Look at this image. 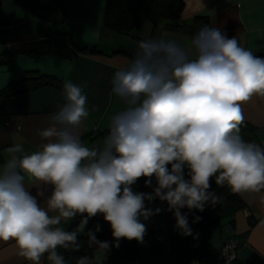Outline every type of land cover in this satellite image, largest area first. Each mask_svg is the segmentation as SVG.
I'll return each mask as SVG.
<instances>
[{"label":"clouds","instance_id":"clouds-1","mask_svg":"<svg viewBox=\"0 0 264 264\" xmlns=\"http://www.w3.org/2000/svg\"><path fill=\"white\" fill-rule=\"evenodd\" d=\"M111 84L124 108L111 115L102 143L89 147L82 142L78 128L89 117L87 96L66 79L65 102L39 131L46 142L30 153L22 141L5 149L0 240L14 241L30 264H41L45 254L50 264H67L58 249L78 251L79 233L98 214L111 225L112 246L119 248L122 238L142 244L146 227L140 218L162 211L146 208L145 201H166L181 235L191 236L180 210L216 207L221 198L209 190L212 178L234 193L264 190V147L240 134L242 103L264 97V57L242 47L236 37L204 25L187 42L138 40L134 57L115 71ZM153 176L152 193L133 192L141 177L149 178L145 186L151 187ZM28 183L53 186L43 207ZM78 215L82 219L75 229L61 226ZM200 220L196 216L193 222ZM87 235L90 246L106 257L109 243L98 241L92 231ZM76 264L91 261L83 256Z\"/></svg>","mask_w":264,"mask_h":264},{"label":"crops","instance_id":"crops-1","mask_svg":"<svg viewBox=\"0 0 264 264\" xmlns=\"http://www.w3.org/2000/svg\"><path fill=\"white\" fill-rule=\"evenodd\" d=\"M35 1L37 0H0V53L5 50H27L35 47L40 40L41 31L44 28H53L52 24L58 30H67L81 43L96 45L101 53L80 54L73 62L49 57L37 60L20 54L12 65H0V89L22 78L26 71L31 70L53 74L63 82L67 79L80 85L87 96L89 117L78 128V134L81 137L90 134V137L82 139L89 147L102 143L103 137L107 134L111 115L124 107L123 102L112 94L111 81L115 71L125 67L134 57L136 41L163 37L187 42L193 35L166 29L162 24L150 23L144 35L125 36L135 40V44L127 43L120 40L122 36L119 34L102 28L105 0H52L48 4ZM182 1L185 6L179 17L180 22L190 23L195 16H206L209 26L220 28L228 38L236 37L242 47L254 54L264 51V0ZM35 3L40 8L38 14L32 9ZM62 16L65 17L62 24L54 23L53 19ZM144 25L145 23L141 27ZM64 102L63 91L49 86L16 96L0 97V110L6 116V122H0V166L7 160L5 149L13 143L22 141L25 151L29 153L45 143L46 141L39 136V131L49 126L48 117ZM242 109L244 122L258 128L260 141L264 146V97L253 96L251 100L242 103ZM14 135L17 139H14ZM94 136L96 137L92 142L90 138ZM26 187H29L30 194L36 196L42 207L45 199L53 191L51 185L33 186L28 183ZM131 187L133 192L139 193L137 183ZM37 191H43L44 196H37ZM238 196L243 201L244 208L237 211L234 216L232 233L239 242L235 264H264V190L238 193ZM148 205L153 207V210L160 208L162 211L143 221L144 225L147 224L145 227L155 223L175 231L174 236L170 237L171 246L170 244L159 246V251L161 248L163 250L151 254L148 264H189L193 256V241L190 236L181 235L176 227L174 215L167 214L161 203L153 200ZM81 219L82 217L78 215L69 223L62 222L61 226L66 230H73ZM187 219L189 223V218ZM97 227L99 231L108 230L103 242L109 243L110 251L104 257L96 249L91 264H118L125 239L120 240L119 248L112 246L115 239L112 236L111 225L104 220L102 214L89 219L85 230L88 228L96 230ZM229 234L220 233L218 224L213 227L207 241V261L212 259ZM97 256H100L99 260ZM0 264L30 262L19 254L14 241L0 240ZM41 264H45L44 257ZM137 264L141 263L137 260Z\"/></svg>","mask_w":264,"mask_h":264},{"label":"trees","instance_id":"trees-1","mask_svg":"<svg viewBox=\"0 0 264 264\" xmlns=\"http://www.w3.org/2000/svg\"><path fill=\"white\" fill-rule=\"evenodd\" d=\"M184 6L185 4L182 0H105L102 28L115 34L131 36L132 32L139 29L145 22H150L153 25L162 24L166 29H173L191 34H194L202 26L209 25V20L206 16H195L190 23L180 22L179 17ZM64 19L65 17L62 16L61 18L53 19V21L56 24H62ZM120 52L126 54L124 51ZM100 53L101 51L96 45L79 42L67 30L44 28L40 33V40L35 47L27 50H5L0 53V65H12L15 58L20 54L28 55L37 60L49 57L61 61L73 62L80 54ZM255 55L264 57V51ZM45 86L62 90L63 80L53 74H46L35 70L26 71L22 78L12 81L0 89V97L16 96ZM240 134L245 141L254 142L264 147L261 144L257 127L243 122ZM96 136L90 138V140L93 142ZM88 137H90V134L84 135L81 139ZM168 167L170 168L171 166L169 165ZM184 172L185 179H188V169L185 168ZM146 179L149 178L141 177L136 181L139 193L150 194L157 186L156 179L151 177L152 186L146 187ZM210 184V191H218L221 194V201L215 207L216 215L213 219L209 218L206 210L203 212L197 210L189 211L186 207L180 210L182 214H186L189 218V226L193 232V235L190 236L193 241V256L198 257L201 263L207 262V241L211 236L213 227L218 224L220 233L229 232V236H235L232 233L234 216L237 211L244 208V203L238 196V193L232 192L226 185L218 187L215 183V178L211 179ZM155 200L162 204L167 214H173L167 210L168 204L166 201L162 202L158 198ZM148 204L149 202L145 201V205ZM196 216L201 217V220L194 223V217ZM200 230L203 232L202 244L204 248L202 257H199L200 253L198 250ZM89 231L94 232L96 239L100 242H103V239L108 233V230L96 231L93 228H88L82 234L78 235V240L81 245L78 251L72 249L65 250L63 248L58 249V252L64 256L67 264H76V261L83 256H87L90 258L91 262L93 261V253L97 249V246L94 244L90 246L87 235ZM158 233L174 236L175 231L169 227H162L152 223L146 227L144 238H157ZM154 247L156 250L158 249L156 242L154 243ZM138 256V242L135 239L130 241L125 239L124 249L118 264H137ZM44 263L50 264L47 260V254L44 256Z\"/></svg>","mask_w":264,"mask_h":264},{"label":"rangeland","instance_id":"rangeland-1","mask_svg":"<svg viewBox=\"0 0 264 264\" xmlns=\"http://www.w3.org/2000/svg\"><path fill=\"white\" fill-rule=\"evenodd\" d=\"M35 2H37V1H35ZM37 3L34 4V7H32V9H33L34 12H36L38 14L40 12V8L37 5ZM46 4H48V3H46ZM44 8H47V6H44ZM149 26H150V22H145V25L143 27H141L138 30H134L132 32V34H134V35H144L145 33H147L146 31H147V28H149ZM51 27H53V29L57 28L54 24H52ZM120 36H122L120 40H123L124 42H127V43L135 44L134 43L135 40H133L131 38L129 39V38L125 37L124 35H120ZM123 108L124 107L119 108L118 111L123 110ZM216 194L220 195V198H221L220 192L216 191ZM220 201H221V199H220ZM145 207L153 209V207H151L150 205H145ZM205 210H206L209 218H213L216 215L215 207H211V206L206 205L205 206ZM143 221H145V219H143V217H141L140 218V222L142 223ZM145 225H147V224H145ZM170 237H172V236H168L165 233H158V237L157 238H152V237L143 238V243L142 244L138 243V245H139L138 261L141 264H148V261L151 260L150 259V255L151 254H155L157 251H159V246L164 247L167 244H170V246H171ZM155 242L158 245V249L157 250L154 247V243ZM162 250H163V248H161L158 253H160ZM210 253H211V249L209 250V254Z\"/></svg>","mask_w":264,"mask_h":264},{"label":"built area","instance_id":"built-area-1","mask_svg":"<svg viewBox=\"0 0 264 264\" xmlns=\"http://www.w3.org/2000/svg\"><path fill=\"white\" fill-rule=\"evenodd\" d=\"M52 0H37L40 4L50 3ZM0 122H6L5 114L0 110ZM155 179V177H152ZM250 214H248L249 216ZM239 248L238 239L235 236H228L220 244L218 250L212 256L210 261L206 263H201L199 258L192 256L189 264H235L237 259V252Z\"/></svg>","mask_w":264,"mask_h":264},{"label":"water","instance_id":"water-1","mask_svg":"<svg viewBox=\"0 0 264 264\" xmlns=\"http://www.w3.org/2000/svg\"><path fill=\"white\" fill-rule=\"evenodd\" d=\"M146 190H148V189H146ZM202 234H203V232L200 230L199 231V237H198V250H199V253H200L199 257H202V255H203V248H204V246L202 244Z\"/></svg>","mask_w":264,"mask_h":264}]
</instances>
